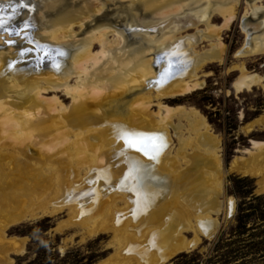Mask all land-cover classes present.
<instances>
[{
	"label": "bare ground",
	"instance_id": "bare-ground-1",
	"mask_svg": "<svg viewBox=\"0 0 264 264\" xmlns=\"http://www.w3.org/2000/svg\"><path fill=\"white\" fill-rule=\"evenodd\" d=\"M203 1H210L207 9H202L204 18L190 19L187 15L184 22L193 26L209 17L205 22L210 30V20L218 14L224 24L211 29V35H200L214 38L218 44L205 53L194 54L191 48L187 49L186 39L176 36L165 37L156 46L144 45L130 36L131 26L141 25L138 17L148 16L150 5L159 6L160 15L168 16L178 13L180 7L193 4V0H130L129 7L122 13L125 17L122 25L106 19L93 29L96 30L94 36L88 34L86 40L69 46L62 41L72 36L75 25L82 28L92 14L101 12L102 2H95V5L87 0L84 11L79 13L74 9L79 4L69 5L62 0L55 4H48L47 0H19L20 4L17 0H0L1 7L14 5L20 14L23 9L18 11V8L24 3L33 4L27 9L30 15L23 22L29 30V47L20 43L25 49L21 48L20 56L9 57L11 61L0 55V264H13L12 255L22 254L25 249L22 239L7 238L10 225L28 218L60 214L65 209L90 235L100 230H114L118 247L111 258L100 264H164L179 253L193 251L202 237H215L219 222L210 217L211 210L201 211L200 207L201 197L209 198L216 191L206 186L216 184L214 179L209 183L206 176L220 171L216 138L206 133L204 119L196 114L192 118L185 108L163 107V113L160 108L158 119L153 114L151 119L149 111L153 98L173 99L201 88L202 83H191L192 80L187 79L205 64L223 61L225 48L220 43V32L233 23L238 0ZM45 6L48 12L44 15L51 19L62 12L57 18L59 28L49 38L38 34V10ZM260 8L252 5L250 16L258 17L262 12ZM247 18H243L242 25L248 36L247 44L238 56L264 55V19L252 23ZM18 19L9 26L13 27L9 32L15 30ZM110 33L117 34V38L110 40ZM190 39L197 42L199 37ZM95 43L100 48L97 53L91 50ZM166 45L171 47V53L164 50L159 62L166 63L167 68L175 61L176 66L170 78L159 82L160 76L152 60L144 59L152 49L160 51ZM54 51L59 55L56 60ZM29 54L34 57V64L19 67L18 63ZM43 55L48 56L43 58ZM164 56L168 58L166 61ZM44 61L50 63V69L46 70L45 78H40L45 75L39 68ZM238 69L240 76L234 84L237 92L262 84V78L249 73L244 65ZM73 74L78 77L72 86L68 77ZM45 79L53 87L69 89L65 91L71 98L69 107H64L57 99L50 101L42 97ZM13 93L19 95L18 101L12 99ZM115 103L121 105L120 113L112 112L114 109L110 107ZM180 115L191 121L190 132L194 135L189 142L183 140L175 157L169 152L157 164V170L165 175V181L167 179L165 183L169 179L170 189L163 195L158 189L141 188L138 160H149L152 156L138 149L143 147L148 151V147L152 148L153 136L161 134L160 129L169 131L172 120ZM151 120L153 126L150 123L145 126V122ZM146 139L150 141L139 143ZM154 140L153 145L159 147L158 139ZM186 146L193 152L186 151ZM252 147L255 151L250 152L251 158L242 163L236 160L232 168L242 175L256 177L264 170L258 165L264 160V143L253 141ZM32 148L38 150L39 158H32ZM57 154L59 158H54ZM149 180L154 181L150 177ZM259 186L264 190V180ZM221 209L216 208L213 213ZM234 211V201L230 200L226 207L227 217ZM157 220L162 222L157 224ZM193 220L195 224L198 221L195 227L190 226ZM188 226L193 230V239L184 235L190 230Z\"/></svg>",
	"mask_w": 264,
	"mask_h": 264
},
{
	"label": "rangeland",
	"instance_id": "rangeland-1",
	"mask_svg": "<svg viewBox=\"0 0 264 264\" xmlns=\"http://www.w3.org/2000/svg\"><path fill=\"white\" fill-rule=\"evenodd\" d=\"M18 1L19 0H17V2ZM47 1L48 4H55L59 0ZM62 1L69 5L79 4L74 8L79 13L84 11L85 6L88 4L87 0ZM90 1L93 4H95V2H102L104 4L103 10L99 12L101 14H92L82 28H80L79 24L75 25L72 36L62 41L66 45H73L76 41L80 42L81 39L86 40L90 34L94 36L96 30L93 29L100 22L103 23L106 21V19L117 25H122V21L125 19L122 13L130 4V0ZM30 4L33 5L32 3ZM30 4L29 8H31ZM207 4L209 5L210 1L193 0V4L180 7L182 9L178 11V13H172L168 16L160 15L162 9L159 6L154 4L156 7H152V5H150L146 13V15H149L144 16V18L142 15L138 17L139 20H141V25L131 26L132 32L130 36H132L131 38L133 39H137V41H142L144 45L153 46L162 42L165 37L176 36L181 39H186L185 45H187V49L191 48L194 54L205 53L210 50L213 45L218 44V41L214 38L208 39L200 35L205 33H210L209 35H211V33H213L211 29L222 27L224 24L222 16L218 14L212 16L210 20V30H208L209 27L206 26L205 22L209 17L193 26H189L187 22H184V19L187 15H190V19H193V17L195 19L204 18L203 10L207 9ZM254 4L262 9L258 17H254L253 15L250 16L253 12L251 6ZM188 6L191 7L189 8ZM77 7L80 9H76ZM46 11L48 12V6H45L42 10H38L40 20V23H37L39 26L38 34L42 37L47 35L49 38L50 34L59 28L57 25V18L61 16L62 12H60L55 19L54 17L51 19L45 16L47 13ZM246 11L250 13H246ZM21 14L22 15L17 21V25L14 27L17 29L18 35H16V37H13L9 32V29L13 27L8 26L5 30L0 29V55H4L9 61H11L9 57L15 58L14 55L20 56L21 50L28 48L30 44L27 40L29 30L26 29V26L23 24V22H25L24 20L29 17L30 12L27 9H23ZM247 16V20L252 23L259 22L261 21L260 19L263 20L264 0H238L233 23L229 28H225L220 32V43L225 48L223 61L207 63L193 76L187 79H191V83L196 81L202 83L203 86L201 88H197L185 96L173 99L153 98L150 104L149 111L151 119L154 117L158 119L160 108H162L161 113L164 112L163 107L170 109L185 108L186 111H184L190 113L192 118L193 114L199 115L207 124L206 133L216 138V154L220 159L219 173L206 176L208 177L207 181L209 183L212 182V179L216 181L214 186L206 184L207 188L212 187L214 190L218 191V193L215 191L214 195H209V198H204V196L203 198L201 197L203 201L200 207L201 211L211 210L208 214L219 222V228L215 237L213 239L202 237L200 244L193 251L179 253L164 264H264V190H261L259 186V182L264 180V170L263 173L260 172L261 175L255 177L242 175L232 168L236 160L242 163V161L245 162L251 158L250 152L255 151L252 147L253 141L264 143V124H262L264 117V55L248 57L238 56V53L244 49V46L247 44L248 36L242 26L243 18ZM22 27L24 29L21 30ZM152 30L156 31L154 32ZM191 37H199V39L197 42H194L190 39ZM116 38L117 34L110 33V40ZM11 40H14L16 44L11 45ZM20 43L26 47L22 46ZM170 48L169 45L162 47L160 51L154 48L152 52L149 53L150 55L148 54L145 56L144 61L152 60L154 70H156L159 76L161 75L160 72L166 69V63L161 64L159 62V57H162V52H164V50L168 53ZM91 50L97 53L100 48L98 44L95 43ZM170 53L171 52H169V54ZM167 56H164V61L168 59ZM21 61L22 62L18 63L19 67L25 68L29 66V64H34V57L29 54ZM48 63V61H44V63L40 62L39 68H41V72L44 71L45 73V75H41L42 77L40 76V78H45V76H47L48 72L46 70L50 69V63ZM241 65H244L248 72L255 77H261L262 84L250 90L237 92L234 84L240 76L238 66ZM77 77L76 74L68 77V83L73 86ZM191 77H193V79ZM46 80L47 79L44 80L45 85L42 84V87L46 88L42 91V97L50 101L57 99L59 102L61 101L64 107H69L71 98L69 95L67 96L65 92L69 89L62 86L61 88L53 87L49 85ZM61 80L64 81V79ZM12 96L13 100L16 98L15 101H18L19 95L13 93ZM127 105L129 106L130 104ZM120 106L115 103V106L113 104L110 108L114 109L112 112L120 113ZM151 114H153L154 117H152ZM116 115L119 116L120 114ZM205 122H203L202 128ZM145 123V126H148V123L153 126L152 120L149 122L146 121ZM171 123L172 127H170L169 131H162L160 129L161 134H156L157 137L149 134L154 137L152 138L153 142L151 146L152 148L156 147L158 154L152 156L149 160H138L140 187H151L153 190L158 189L163 195L170 189V185L169 179L168 182L165 183L167 181V179L165 181V175H162V173L157 170V164L160 163V158L164 159L169 152L171 157H175L179 147L181 148L183 146V140L188 139L189 142L190 139H193L194 135L190 132L192 131L191 128L193 125L189 119L183 118L180 115L178 119L174 118ZM145 130L146 128H144V132H147ZM144 135L149 137L147 134ZM154 139H158V146L161 147L160 149L156 145H153L155 144ZM147 141L150 140H141L139 143H148ZM33 149L34 148L30 151L32 158H39L38 150L34 149L35 152H33ZM191 150L190 147L186 146V151L189 153L193 152V150ZM57 157L59 158L58 154L55 155L54 158ZM61 161H63V159ZM258 165L264 169V160ZM81 175H83V173ZM149 177L154 181L149 180ZM230 200L234 201L235 211L231 217H227L226 207ZM8 203L11 205L10 200ZM120 204L123 206L122 203ZM216 204L218 205L215 207ZM216 208L217 210L222 209L219 213H213ZM179 214H182L181 210ZM28 219L12 224L7 228L6 235L8 239H22L25 241L24 252L22 254L18 253L12 255L13 264H100L111 258L118 247L116 235L115 232H113L114 230H100L96 234L90 235L84 227L79 225L78 220L75 219L74 221L72 219L67 209L60 214H47L38 218ZM156 222L159 224L162 221L157 220ZM191 223L193 224L190 226L195 227L198 221L196 224L194 220ZM190 226H188L190 230H188V232L186 231L184 235L188 239H193L195 236Z\"/></svg>",
	"mask_w": 264,
	"mask_h": 264
},
{
	"label": "water",
	"instance_id": "water-1",
	"mask_svg": "<svg viewBox=\"0 0 264 264\" xmlns=\"http://www.w3.org/2000/svg\"><path fill=\"white\" fill-rule=\"evenodd\" d=\"M16 8L17 7H15L14 5H12L11 7H1L0 6V20L3 21L2 26H0L1 30L2 29L5 30L8 26L13 25L14 21L22 15L19 12L18 13L16 12ZM28 8H29V6L25 5V3H24L20 8H18V11H20L22 9L25 10V9H28ZM16 30L17 29H15L14 31H10L11 35L13 37H16V35H18ZM10 44L11 45H15L16 43H15L14 40H11ZM43 56H44L43 58H47L48 55L47 56L43 55ZM53 56H54V60L58 59V57H59V55H57L56 51H54ZM175 66H176L175 61L170 62L168 67L165 70L162 71V73L160 75L159 82L162 81V79L164 81V79L170 78V75L173 73ZM167 81L168 80H165V82H167ZM147 152H148V154L150 156H156V154H158V152L155 151L154 148H150V147H148V151Z\"/></svg>",
	"mask_w": 264,
	"mask_h": 264
},
{
	"label": "snow or ice",
	"instance_id": "snow-or-ice-1",
	"mask_svg": "<svg viewBox=\"0 0 264 264\" xmlns=\"http://www.w3.org/2000/svg\"><path fill=\"white\" fill-rule=\"evenodd\" d=\"M2 24H3V21L0 20V26H2ZM132 146H135V145H132ZM138 150H139V151H143V152H145V154H147V151H146L145 148H143V147L139 148Z\"/></svg>",
	"mask_w": 264,
	"mask_h": 264
}]
</instances>
